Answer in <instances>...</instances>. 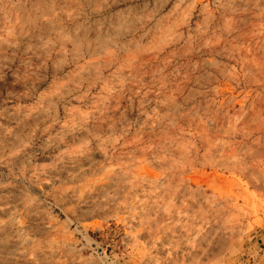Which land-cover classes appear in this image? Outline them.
<instances>
[{
  "label": "rangeland",
  "instance_id": "1",
  "mask_svg": "<svg viewBox=\"0 0 264 264\" xmlns=\"http://www.w3.org/2000/svg\"><path fill=\"white\" fill-rule=\"evenodd\" d=\"M264 228V0H0V264H245Z\"/></svg>",
  "mask_w": 264,
  "mask_h": 264
},
{
  "label": "crops",
  "instance_id": "2",
  "mask_svg": "<svg viewBox=\"0 0 264 264\" xmlns=\"http://www.w3.org/2000/svg\"><path fill=\"white\" fill-rule=\"evenodd\" d=\"M248 254L245 264H264V228L252 237Z\"/></svg>",
  "mask_w": 264,
  "mask_h": 264
}]
</instances>
